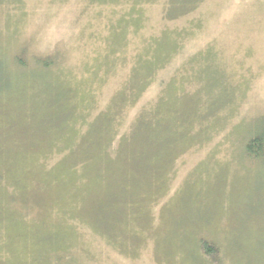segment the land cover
I'll use <instances>...</instances> for the list:
<instances>
[{
	"label": "rangeland",
	"instance_id": "obj_1",
	"mask_svg": "<svg viewBox=\"0 0 264 264\" xmlns=\"http://www.w3.org/2000/svg\"><path fill=\"white\" fill-rule=\"evenodd\" d=\"M0 264H264V0H0Z\"/></svg>",
	"mask_w": 264,
	"mask_h": 264
},
{
	"label": "clouds",
	"instance_id": "obj_2",
	"mask_svg": "<svg viewBox=\"0 0 264 264\" xmlns=\"http://www.w3.org/2000/svg\"><path fill=\"white\" fill-rule=\"evenodd\" d=\"M71 27L69 19L60 20L57 16H49L40 30L33 37V45L38 54H54L55 50L63 39L64 33Z\"/></svg>",
	"mask_w": 264,
	"mask_h": 264
},
{
	"label": "trees",
	"instance_id": "obj_3",
	"mask_svg": "<svg viewBox=\"0 0 264 264\" xmlns=\"http://www.w3.org/2000/svg\"><path fill=\"white\" fill-rule=\"evenodd\" d=\"M263 140L259 138H254L250 142H248L247 146V154L250 158H255L258 155V152L262 150Z\"/></svg>",
	"mask_w": 264,
	"mask_h": 264
}]
</instances>
